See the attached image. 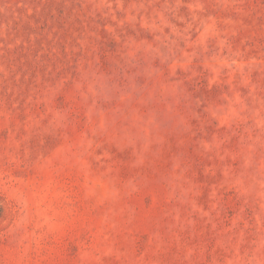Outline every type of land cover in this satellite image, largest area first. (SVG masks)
<instances>
[{
	"label": "rangeland",
	"instance_id": "374dc122",
	"mask_svg": "<svg viewBox=\"0 0 264 264\" xmlns=\"http://www.w3.org/2000/svg\"><path fill=\"white\" fill-rule=\"evenodd\" d=\"M0 264H264V0H0Z\"/></svg>",
	"mask_w": 264,
	"mask_h": 264
}]
</instances>
